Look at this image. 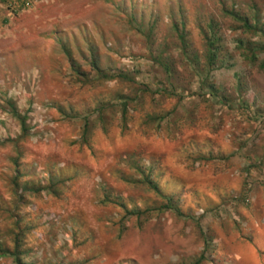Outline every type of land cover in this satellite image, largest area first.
Segmentation results:
<instances>
[{
	"label": "rangeland",
	"instance_id": "obj_1",
	"mask_svg": "<svg viewBox=\"0 0 264 264\" xmlns=\"http://www.w3.org/2000/svg\"><path fill=\"white\" fill-rule=\"evenodd\" d=\"M223 9L264 26V0H0L3 249L18 223L26 264H264V72L234 40L262 42L232 30ZM210 19L227 67L198 75L172 25L201 67ZM93 56L128 81L99 79ZM204 78L225 100L210 99ZM131 161L151 169L181 217L100 203L164 202L121 180L139 177ZM0 264L13 263L0 255Z\"/></svg>",
	"mask_w": 264,
	"mask_h": 264
},
{
	"label": "trees",
	"instance_id": "obj_2",
	"mask_svg": "<svg viewBox=\"0 0 264 264\" xmlns=\"http://www.w3.org/2000/svg\"><path fill=\"white\" fill-rule=\"evenodd\" d=\"M223 15L228 16L235 24V27H231L232 30L237 31L240 30L242 33L248 34L252 33L256 36H258L261 39L262 43L255 44L252 42H249L248 40H243L241 38H236L234 40L235 42V50L238 52V55L241 57V59L252 65L257 62V68L264 72V26L260 25L258 22V19L256 16H252L250 18L240 15L239 13L233 11V10H225L223 9ZM172 30L176 33V37L178 39V43L180 46V53L183 56V58L186 60L188 65L191 66V68L197 72V74L204 73L207 75L211 70L218 69V68H225L226 65H223L222 61L219 60L220 56V38L217 36V30L218 26L213 22L212 19H210L205 28L200 29V35L203 41L204 49L202 52L201 57L204 60V63L201 67H199V56L198 54L191 48L190 44L185 39V33L180 28L178 29L176 23L172 25ZM259 56H263L262 59H258ZM90 67L91 70L95 72L100 78H105L106 80H111L112 78H118L123 81H128L126 76L124 74H116V75H110L103 73L101 69L96 64V60L94 56L92 57L90 61ZM229 67V65H228ZM162 68L165 71L166 74L171 73V67L167 66L166 64H162ZM74 73L83 78L84 74L80 73L78 69H73ZM201 84L205 86L210 99L217 100L218 103L222 102L221 100H225V98L221 97L217 89L214 88L213 85L208 84L206 78L203 80L201 79ZM123 98V97H122ZM121 105V114L124 116V113L126 111L127 101L123 100ZM100 113L103 111L102 107L99 108ZM99 113V114H100ZM13 116H15L20 121V135L19 137L22 138L27 135V128L24 127L23 120L16 115L14 110L12 111ZM162 120L164 117H154L153 120ZM19 139V138H18ZM18 159V155L16 154V158L13 160L14 165H16V161ZM129 167L133 169V172L137 174L139 177L137 179H131L127 177H122L121 180L125 183H132L135 185H141L144 188L147 189L150 193L153 192L154 194L158 195L160 198L164 199V202L159 204L155 207H147L146 209L140 211L136 209L132 210H126V207L124 204L121 203L120 200H118L116 197H111L109 195H103V199H101V204H112L115 206H118L122 208L126 215L128 216H141L142 213L146 212H165L170 211L177 216L181 217V211L177 207V204L172 200V197L170 196H164L159 188L157 187V184L151 180L150 178V168L140 165L136 161H131ZM16 180V177H14ZM14 180V182H15ZM12 182V184L14 183ZM17 186H14V188ZM21 192L30 191L32 188H27L25 185L20 187ZM44 189V188H43ZM16 190H14V195L19 196L16 194ZM33 192L38 193L42 190V188L38 187L36 189H32ZM19 219L17 218V222ZM16 222V221H15ZM14 237L12 239V248L11 249H3L0 246V255L8 256L11 258L13 264H26L24 262V254L25 251L22 247V236L23 232L22 229L20 230L18 227V223L14 224Z\"/></svg>",
	"mask_w": 264,
	"mask_h": 264
}]
</instances>
